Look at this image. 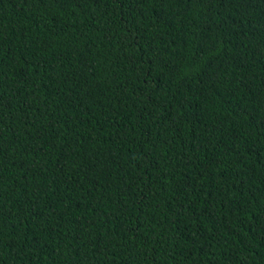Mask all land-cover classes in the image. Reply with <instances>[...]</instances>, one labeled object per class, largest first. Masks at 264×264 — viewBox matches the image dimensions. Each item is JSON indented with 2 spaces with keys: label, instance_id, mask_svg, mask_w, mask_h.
<instances>
[{
  "label": "trees",
  "instance_id": "16d2710c",
  "mask_svg": "<svg viewBox=\"0 0 264 264\" xmlns=\"http://www.w3.org/2000/svg\"><path fill=\"white\" fill-rule=\"evenodd\" d=\"M0 264H264V0H0Z\"/></svg>",
  "mask_w": 264,
  "mask_h": 264
}]
</instances>
